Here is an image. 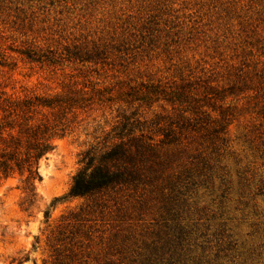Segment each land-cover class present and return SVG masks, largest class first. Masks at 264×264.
Here are the masks:
<instances>
[{
	"label": "rangeland",
	"instance_id": "obj_1",
	"mask_svg": "<svg viewBox=\"0 0 264 264\" xmlns=\"http://www.w3.org/2000/svg\"><path fill=\"white\" fill-rule=\"evenodd\" d=\"M0 54L8 94L111 98L53 140L32 206L17 178L0 183V264H149L177 225L188 264H264V0H0ZM132 113L155 141L182 118L196 128L162 149L154 186L68 197L82 154ZM185 172L197 184L173 219L162 188Z\"/></svg>",
	"mask_w": 264,
	"mask_h": 264
},
{
	"label": "trees",
	"instance_id": "obj_2",
	"mask_svg": "<svg viewBox=\"0 0 264 264\" xmlns=\"http://www.w3.org/2000/svg\"><path fill=\"white\" fill-rule=\"evenodd\" d=\"M102 56L98 50L72 53V58L84 63H97ZM7 61L5 55L0 54V65L7 66ZM110 101L104 91L95 87L78 88L76 85L52 95L16 96L0 90V183L17 178L18 188L24 194L23 204L32 206L38 197L37 183L42 181L40 163L52 150L53 140L71 132L79 113H86ZM135 116V113L119 116L114 135L107 136L101 146L91 147L82 154V168L73 178L68 197H88L108 190H138L154 186L169 161L162 158V149L180 144V136L196 128L191 118H182L181 124L171 122L167 128L161 129L163 139L155 141L141 129L146 122ZM223 131L225 128L220 127V132ZM184 174L169 177L168 184L162 188L170 190L162 197L173 219L179 218L177 208L185 205L190 187L197 184L195 175ZM45 215L48 217L49 211ZM176 228L180 237L173 235L170 239V254L166 256L164 251L161 255L153 254L148 259L149 264H188V253L183 246L184 229L180 225ZM204 263L210 264V261Z\"/></svg>",
	"mask_w": 264,
	"mask_h": 264
}]
</instances>
